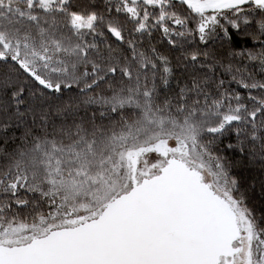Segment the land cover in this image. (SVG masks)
<instances>
[{"label": "snow or ice", "instance_id": "6c2138e0", "mask_svg": "<svg viewBox=\"0 0 264 264\" xmlns=\"http://www.w3.org/2000/svg\"><path fill=\"white\" fill-rule=\"evenodd\" d=\"M0 264H264V0H0Z\"/></svg>", "mask_w": 264, "mask_h": 264}]
</instances>
